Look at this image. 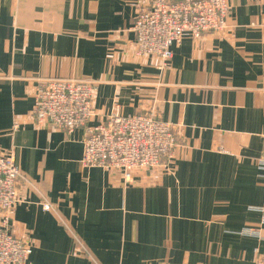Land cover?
<instances>
[{
  "label": "crops",
  "instance_id": "crops-1",
  "mask_svg": "<svg viewBox=\"0 0 264 264\" xmlns=\"http://www.w3.org/2000/svg\"><path fill=\"white\" fill-rule=\"evenodd\" d=\"M146 1L0 0V153L26 178L9 224L32 248L26 264L264 255V0H228L226 33L183 37L166 69L136 53L131 27ZM48 79L96 83L92 125L154 109L178 136L171 164L129 183L82 168L83 129L68 135L32 118Z\"/></svg>",
  "mask_w": 264,
  "mask_h": 264
},
{
  "label": "built area",
  "instance_id": "built-area-1",
  "mask_svg": "<svg viewBox=\"0 0 264 264\" xmlns=\"http://www.w3.org/2000/svg\"><path fill=\"white\" fill-rule=\"evenodd\" d=\"M228 14V0H147L137 8L131 27L136 53L154 58L166 69L173 45H179L185 36L197 40L205 34L224 35ZM95 88L91 80L43 81L34 100L35 124L68 135L83 129L80 166L118 173L125 183L131 182L135 171L167 168L178 145L174 127L162 121L154 109L132 117L112 115L104 123L92 125ZM258 164L264 171V162ZM25 182L12 154L0 153V264H26L32 253L30 245L9 232L19 188ZM42 208L53 210L47 203ZM242 233L256 235L257 231L248 228ZM254 264H264V255Z\"/></svg>",
  "mask_w": 264,
  "mask_h": 264
}]
</instances>
